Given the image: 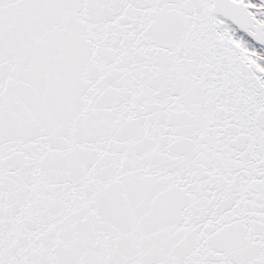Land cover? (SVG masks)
<instances>
[{"label":"snow or ice","instance_id":"obj_1","mask_svg":"<svg viewBox=\"0 0 264 264\" xmlns=\"http://www.w3.org/2000/svg\"><path fill=\"white\" fill-rule=\"evenodd\" d=\"M0 264H264V0H0Z\"/></svg>","mask_w":264,"mask_h":264}]
</instances>
